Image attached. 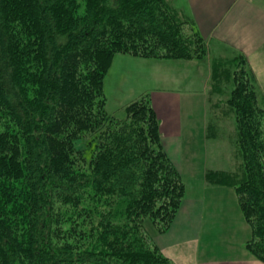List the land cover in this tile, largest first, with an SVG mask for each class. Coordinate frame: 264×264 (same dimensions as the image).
Here are the masks:
<instances>
[{"label": "trees", "instance_id": "16d2710c", "mask_svg": "<svg viewBox=\"0 0 264 264\" xmlns=\"http://www.w3.org/2000/svg\"><path fill=\"white\" fill-rule=\"evenodd\" d=\"M120 54L199 60L207 48L168 0H0V264H174L153 237L185 184L148 95L122 118L107 111L104 79ZM229 76L236 166L205 179L234 189L245 247L264 263L261 107L244 61ZM87 135L88 159L75 145Z\"/></svg>", "mask_w": 264, "mask_h": 264}, {"label": "crops", "instance_id": "0c3cea01", "mask_svg": "<svg viewBox=\"0 0 264 264\" xmlns=\"http://www.w3.org/2000/svg\"><path fill=\"white\" fill-rule=\"evenodd\" d=\"M182 1L189 5L191 11L187 10L185 16L181 10L182 6L177 10L184 21L193 23L197 28L205 40L207 54L199 60L177 61L115 55L104 80V89L107 80L116 90L123 89L126 77L130 74L129 69L125 68L126 63L138 66V69H133L134 81L138 82V93L129 98L131 100H123L130 94V89L135 88L132 86L125 92L110 94L115 103L114 107L122 110L125 104L138 97L145 94L149 96L159 121V136L163 150L185 184L181 206L169 229L153 237L158 249L174 264H264L250 252L244 251L243 255L237 257L220 250L215 244L216 229L205 223V209L208 208L210 211L218 209L217 213L220 214V209L227 203L208 205L204 195L207 189L195 190L193 185L187 182L189 178L184 174L186 169H194L193 163L189 165V161L194 160V154L189 155V149L199 143L205 153V162L201 167L205 186L223 192L226 189L234 191L227 185L208 183L205 175L208 170L227 171L236 166L235 127L225 103L232 88L229 75L237 63L244 61L254 76L257 95L261 96L263 93L264 96V27H228L229 24L226 22L227 18L235 16L242 7L246 6L248 9L252 7L254 10L261 7L254 3V0ZM172 5L175 6L173 3ZM172 61L173 63H170ZM180 62H184L186 66H193L195 71L187 78V90L180 87L173 88L172 91L169 83L171 76L156 70L160 69L159 66ZM223 81L228 83L224 84ZM197 82L199 84L196 86ZM223 89L226 91L225 95L222 93ZM187 108L188 117L191 119L184 117ZM197 110L200 113L199 117L196 115ZM234 195L236 201L233 202V209L235 214H240V219L233 216L231 219L243 222L235 191ZM225 220L229 222L230 218ZM246 240L242 242L241 247L248 241Z\"/></svg>", "mask_w": 264, "mask_h": 264}, {"label": "rangeland", "instance_id": "374dc122", "mask_svg": "<svg viewBox=\"0 0 264 264\" xmlns=\"http://www.w3.org/2000/svg\"><path fill=\"white\" fill-rule=\"evenodd\" d=\"M175 6V9H179L182 6V11L184 12V15L187 13V10L191 11V8L187 3H183L182 0H173L172 2ZM254 3L259 4L261 9L258 8V10H254L252 7L249 9L245 6L240 8L237 11V14L235 16H230V18H227V24L228 27H264V0H254ZM179 12V11H178ZM186 12V13H185ZM180 13V12H179ZM181 15V14H180ZM186 16V15H185ZM225 21V18H224ZM177 61V60H175ZM170 63H173L170 62ZM184 62H180V64H168V66H159L160 69L157 68V72L164 73L165 75L171 76V81L169 82L173 88H183L187 90V78L190 76V74H193L195 71V68L193 66H186L187 64H183ZM126 70L129 69L130 74L126 77L127 81L124 82L125 86L123 89L116 90L115 86H110L109 80H107V85H105L104 94L107 101V111L109 114H113L117 118H122L124 116L123 109L119 110L118 108H115L114 100L111 98L110 94H114L115 92H125L131 88L132 86H135V88L130 89V94H128L123 100H131L132 96H134L139 91L138 82L134 81L135 74L133 69H138V66L133 65L131 63H126ZM119 65H116V67ZM123 66V65H122ZM134 67V68H133ZM105 80V79H104ZM224 84H227L228 81H223ZM199 84V82L196 83V86ZM169 85V84H168ZM170 86V85H169ZM231 86V84H229ZM264 91V89H263ZM225 89H223V95H225ZM262 92V90H261ZM261 93L259 96L256 97V104L259 105L261 108L260 112L256 110L255 117L260 121L258 123L259 129L261 127V130H264V96ZM223 95L221 98H223ZM111 98V99H110ZM139 98V97H138ZM223 100V99H222ZM128 104V103H127ZM126 105V104H125ZM201 107H198V109ZM197 109V107L195 108ZM187 111L184 112L185 119H191L188 117V108ZM259 110V109H258ZM206 112V111H205ZM156 114V113H155ZM197 117L200 116V113L196 112ZM210 115V112H209ZM157 116V115H156ZM158 119V118H157ZM257 128H254V132H257ZM261 138H264V134H261ZM90 138L87 135V137L78 139L76 141V146L78 149L81 150L82 155L85 156L87 159L89 155L91 154L92 150V144L89 142ZM215 145H209V147H214ZM222 146V145H216ZM185 147H188L185 145ZM194 154V160L189 161V165L193 163L194 169H186L185 176L187 179V182H190L195 190H203L207 189L204 193L205 198L207 199L208 205L214 204L219 205V203H227V205L220 209V214L217 213L218 209H213L210 211L208 208L205 209V223L209 225L210 227H214L216 230V245L220 248V250L229 252L234 254L235 256H241L245 252L249 251L246 249L245 244L242 242H245L246 238H250V228L246 224V222H236L235 220H232L233 218H239L240 214H235L233 209V202L236 201L234 191L232 189H226L224 192L220 189L214 188V187H208L205 186L203 178H202V170L201 167L203 166L205 162V153L202 148V146L199 143H196L195 145H192V148L189 149V155ZM230 218V221L225 220ZM146 230L149 231V233H154V226H152L150 223H146ZM248 240V239H247ZM246 240V241H247Z\"/></svg>", "mask_w": 264, "mask_h": 264}]
</instances>
